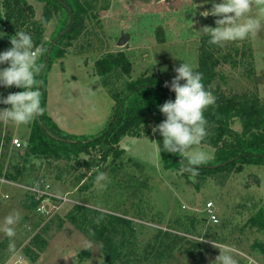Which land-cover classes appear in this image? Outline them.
I'll return each mask as SVG.
<instances>
[{"label":"rangeland","instance_id":"374dc122","mask_svg":"<svg viewBox=\"0 0 264 264\" xmlns=\"http://www.w3.org/2000/svg\"><path fill=\"white\" fill-rule=\"evenodd\" d=\"M25 1L41 19L44 3ZM84 1L86 27L70 46L61 45L65 55L54 60L46 77V114L73 141L98 137L114 113L111 91L121 83L104 84L96 74L98 60L123 52L132 64L131 79L158 74L170 83L182 60L197 68L203 36L195 31L214 27L216 19L199 14L211 7L203 0ZM60 20L57 14L45 25L43 42L51 40ZM123 34L127 41L120 46ZM221 48V57L231 55L238 64H222L216 84L227 94L254 92L264 101V29ZM14 92L18 88L0 87V98ZM33 120L0 122V219L13 211L19 215L17 255L10 256L8 238L0 234V264H107L103 243L81 228L93 211L130 222L124 236L113 235L122 253L114 264H210L219 254L212 241L231 245L238 264H264V229L251 222L264 220V166L205 178L182 176L161 162L155 121L140 137H124L117 159L111 154L104 160L99 147L69 160L36 158L23 149ZM45 128L59 136L56 128ZM233 128L240 132L242 123ZM5 137L20 139L21 147L11 140L6 149ZM198 147L211 154L209 159L215 156L214 148ZM97 170L108 177L104 188L93 183Z\"/></svg>","mask_w":264,"mask_h":264},{"label":"trees","instance_id":"16d2710c","mask_svg":"<svg viewBox=\"0 0 264 264\" xmlns=\"http://www.w3.org/2000/svg\"><path fill=\"white\" fill-rule=\"evenodd\" d=\"M37 1L44 3L42 17L39 20L35 19L34 8L25 0L0 1V31L6 33L5 38L0 40V51L10 47L8 36L13 35L16 30L29 32L34 44L41 49L35 81L36 87L41 91L44 111L33 120L29 138L23 149L25 148L28 156L36 158L69 160L80 154H90L92 148L99 147L104 160L111 154L117 159L120 156V141L124 137H140L152 121H155V125L162 122L165 117L158 106L167 100H174L175 95L164 86L165 81L158 74L141 75L134 80L131 79L132 64L127 56L123 52L110 53L96 62V74L106 85L113 79L121 83L111 91L116 102L113 116L95 139L86 136L74 141L67 139L64 131L58 129L46 114V77L54 60L65 55L61 45L70 46L71 42L83 33L86 27L88 3L84 0ZM57 14L61 16L59 28L52 35L51 40L43 42L44 27ZM199 52L198 66L195 70L203 74L204 85L216 97L215 104L204 112L208 122V135L202 145L214 148L216 153L213 159L194 166L198 169L195 174L184 171L187 157L183 153L173 154L162 150L160 152L162 164L168 170L181 172L182 176L192 175L197 178L242 173L248 165L264 166V101L254 92L227 94L216 84L219 78L218 68L222 64L230 63L232 66L238 64L231 55L221 57V47L209 45L207 37L203 36L200 40ZM5 66L1 65V67ZM20 90L18 88V91ZM236 122L242 123L240 132L233 128ZM45 126L56 128L59 136L57 138L51 136ZM155 139L159 146L162 137L158 132ZM4 140L7 149L12 137H5ZM3 154L7 156V153ZM0 174L2 175V172ZM7 177L12 178L10 174ZM78 209L82 213L84 210L87 211L84 207ZM90 214H92L91 218L85 216L82 219L81 228L96 241L103 243L107 264H114L122 253L113 235L124 236L125 225H129L130 222L122 217L100 211H93ZM251 222L264 229L263 219L252 218Z\"/></svg>","mask_w":264,"mask_h":264},{"label":"clouds","instance_id":"9594fccd","mask_svg":"<svg viewBox=\"0 0 264 264\" xmlns=\"http://www.w3.org/2000/svg\"><path fill=\"white\" fill-rule=\"evenodd\" d=\"M203 2L211 4V7L199 14L203 17H216L215 26H204L195 32L207 37L209 45L223 47L227 42L242 41L264 29V0ZM5 36L6 33L0 31V40ZM8 40L10 47L0 51V65H6L0 68V87H16L21 90L0 98V104L9 106L0 108V122L25 125L44 111L41 91L36 87L35 81L41 49L25 30H16L13 35L8 36ZM182 61L174 68L175 76L171 82H165L164 86L175 93V98L158 106L165 119L153 126V132H158L162 137L159 152L163 150L173 154H186L184 171L195 174L198 169L194 166L205 162L211 155L198 146L208 135V122L204 112L215 104L216 97L204 85L203 74L196 71L191 63ZM93 183L100 188L106 187V173L97 170ZM18 219L19 215L15 211L0 219V234L8 238L7 250L12 257L17 255L14 237ZM212 243L219 249V254L210 264H238L231 245Z\"/></svg>","mask_w":264,"mask_h":264},{"label":"built area","instance_id":"2783aa9c","mask_svg":"<svg viewBox=\"0 0 264 264\" xmlns=\"http://www.w3.org/2000/svg\"><path fill=\"white\" fill-rule=\"evenodd\" d=\"M12 143H13V146H15V148H19L22 145V141L18 138H13ZM208 206L210 207L211 204H208ZM209 213H210V218L212 219V221L214 223H216L218 220H217V217H216L214 211H209Z\"/></svg>","mask_w":264,"mask_h":264},{"label":"water","instance_id":"95a60500","mask_svg":"<svg viewBox=\"0 0 264 264\" xmlns=\"http://www.w3.org/2000/svg\"><path fill=\"white\" fill-rule=\"evenodd\" d=\"M126 41H127V37H126L125 34H123L121 39L118 42V45L122 46V45H124L126 43Z\"/></svg>","mask_w":264,"mask_h":264}]
</instances>
